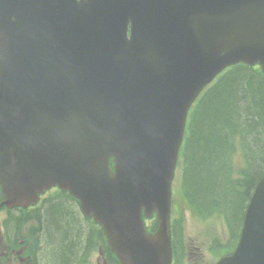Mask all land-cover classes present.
<instances>
[{
    "label": "water",
    "instance_id": "water-1",
    "mask_svg": "<svg viewBox=\"0 0 264 264\" xmlns=\"http://www.w3.org/2000/svg\"><path fill=\"white\" fill-rule=\"evenodd\" d=\"M203 1L195 0L180 17H174L171 11L164 9L154 16L159 20V29L153 32L154 36H151L152 24L148 22L141 28L134 27L130 39L125 30L122 35L120 30H107L100 36L108 26L114 8L123 12L122 20H126L125 10L127 18L133 15L127 7L128 0H93V6L100 9L95 15L99 24L96 28L89 20L86 34L82 28L80 6L64 4L68 0H64L62 6H54L51 0H3L0 4V95L5 100L21 94L25 97L42 94L41 79L31 70L49 65L50 75L44 80L51 83L53 79L52 84H56L55 77L64 66L62 59L72 61L89 47L91 40L92 48L104 54L109 67L144 69L143 87L147 88L154 107L152 112L142 111L144 96L131 119L146 126L149 119L157 118L155 128L170 129L169 142L158 153L146 155L130 135L112 133L108 151L104 148L102 153L116 157L117 168L113 173L107 161L89 149L91 138L86 130L89 131L92 125L85 127L79 116L71 122V130L63 131L74 148L61 151L52 143L47 166L49 179L68 181L70 185L79 181L81 185L76 193L83 199L86 209L88 207L87 211L93 210L104 223L113 249L127 264L170 262V230L163 204V187L171 157L166 149L171 145L173 135L176 132L180 135L187 108L198 87L224 64L238 57L264 62V0ZM123 44L126 51L122 50ZM238 49L244 54H238ZM192 72L200 73L196 84L182 77L183 73ZM20 74L24 79L22 88L18 89ZM117 80L112 77L97 89L104 92L120 89L118 92L129 100L127 94L132 89L124 90ZM70 86L64 78L49 93L55 100L56 94L66 90L56 110L60 117H45V110L37 104L34 106L40 113L36 115V124L44 123L50 133L57 132L58 126L68 122L66 117L73 103L68 91L77 98V94L91 89L75 91ZM15 105V101L0 105L1 122L9 119L2 112L13 111ZM102 123L106 124L107 120ZM115 123L108 117L111 131L119 127ZM146 135L147 131H139L135 139ZM41 138L46 143L52 140L44 135ZM176 138L180 139L179 136ZM39 161L43 163L45 159L40 157ZM142 205L149 206V210L154 207L159 210L160 229L155 236L144 232L140 219ZM150 257L155 259L148 260ZM219 264H264V180L249 207L238 247Z\"/></svg>",
    "mask_w": 264,
    "mask_h": 264
},
{
    "label": "trees",
    "instance_id": "trees-1",
    "mask_svg": "<svg viewBox=\"0 0 264 264\" xmlns=\"http://www.w3.org/2000/svg\"><path fill=\"white\" fill-rule=\"evenodd\" d=\"M189 131L186 178L190 194L203 211L202 215L218 208L225 211L235 237L248 193V189L237 191L236 182L229 175L230 155L238 142L245 148L249 161L246 185L251 187L264 174V74L261 69L245 64L229 69L199 101L189 122ZM76 218L78 214L67 198L51 200L38 213L41 238H46L51 247L48 254L57 264H72L86 248L79 232L87 230L84 227L72 230L70 226L69 219L77 221ZM61 254L65 255L64 259Z\"/></svg>",
    "mask_w": 264,
    "mask_h": 264
},
{
    "label": "rangeland",
    "instance_id": "rangeland-1",
    "mask_svg": "<svg viewBox=\"0 0 264 264\" xmlns=\"http://www.w3.org/2000/svg\"><path fill=\"white\" fill-rule=\"evenodd\" d=\"M179 161L180 162L182 161V156H180ZM178 183L181 186V181L180 180L178 181ZM72 209H74L73 205H72ZM75 216L77 217V215H75ZM184 217H185V232H184V237L186 239L193 238L195 241L199 242V245L203 249V252H205L203 254V256L205 258H209V253H208L209 250L205 251L204 248H206L207 245H209L208 244L209 238H211V237H213L215 235V231L218 232L217 234L221 233V237L223 236V232L224 231H222V229L224 228V226H223L222 222H218L217 227L214 228L211 233L207 234L208 228L210 226L214 225V222H212V221H200V220H198L196 218H193L191 216V214H189L187 212H184ZM76 220L77 221H74V220H70L69 219V221L72 222L71 223L72 225L70 224V226L72 227V230H76V229H78L80 227L83 229V227H84L83 224L84 223L82 221H79L78 218H76ZM73 233H75V232H73ZM79 233L81 235V241L85 245V242L87 241L89 235H88V233L86 231L85 232H79ZM44 239H46V238L43 237L44 244H48V242L46 240H44ZM44 248H45V250L46 249L47 250L51 249L50 246H48V247L44 246ZM228 250H229V247L228 246H225V247L222 248L221 252H226ZM216 251H218V250H216ZM218 253L220 254L219 251H218ZM98 255H99L98 252L93 253V255L91 257L92 258V261H90L89 264H94L96 262L95 260L98 259ZM48 256H49V258L51 260H54V258L52 256H50V255H48ZM60 257L62 259H64L65 258V255L61 254ZM60 257H59V260H61Z\"/></svg>",
    "mask_w": 264,
    "mask_h": 264
},
{
    "label": "flooded vegetation",
    "instance_id": "flooded-vegetation-1",
    "mask_svg": "<svg viewBox=\"0 0 264 264\" xmlns=\"http://www.w3.org/2000/svg\"><path fill=\"white\" fill-rule=\"evenodd\" d=\"M1 241H2V237L0 236V243H1ZM77 261H78V260H74V261L72 262V264H76ZM48 262H49V264H57V260H55V262H54V260H48ZM104 263H105V264H109V263H111V264H119V261L117 262V259L113 260V258H111V259H109V260H104ZM99 264H100V263H99Z\"/></svg>",
    "mask_w": 264,
    "mask_h": 264
}]
</instances>
